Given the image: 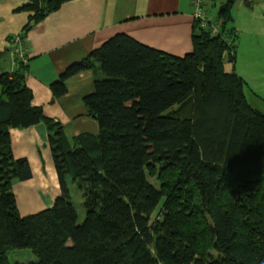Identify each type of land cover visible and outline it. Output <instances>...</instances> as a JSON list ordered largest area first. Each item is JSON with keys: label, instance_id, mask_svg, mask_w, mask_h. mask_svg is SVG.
I'll return each instance as SVG.
<instances>
[{"label": "trees", "instance_id": "obj_1", "mask_svg": "<svg viewBox=\"0 0 264 264\" xmlns=\"http://www.w3.org/2000/svg\"><path fill=\"white\" fill-rule=\"evenodd\" d=\"M65 1L13 8L27 21L6 39L26 60L14 57L15 68L0 72V264H264V111L224 67L236 56L233 0L215 16V34L193 20L183 56L117 33L70 64L51 91L62 96L67 80L91 71L83 103L98 125L73 136L33 105L25 83V38ZM40 122L60 192L50 207L21 215L13 182L32 175L28 160L14 157L9 129ZM24 249L35 259L9 260Z\"/></svg>", "mask_w": 264, "mask_h": 264}, {"label": "crops", "instance_id": "obj_2", "mask_svg": "<svg viewBox=\"0 0 264 264\" xmlns=\"http://www.w3.org/2000/svg\"><path fill=\"white\" fill-rule=\"evenodd\" d=\"M22 1L0 0V23L6 25L0 27V50L9 49L0 56V72L11 71L16 66L11 44L6 38L18 33L27 21L25 11H13ZM193 11L192 0L65 1L58 10L33 25L25 38V83L31 89L33 105L41 106L46 116L59 121L67 136L96 133L98 125L87 115L83 103V97L93 89L92 72H82L67 80V91L59 97L53 95L50 84L70 64L82 60L117 33L128 34L142 44L183 56L192 49ZM15 17H19L21 25L12 28ZM9 136L14 157H25L31 168V178L22 182L37 177L42 184L36 197L38 201L48 190L43 168L51 166V162L54 166L46 126L40 122L26 128H10ZM56 191L45 195L46 199L49 200Z\"/></svg>", "mask_w": 264, "mask_h": 264}, {"label": "rangeland", "instance_id": "obj_3", "mask_svg": "<svg viewBox=\"0 0 264 264\" xmlns=\"http://www.w3.org/2000/svg\"><path fill=\"white\" fill-rule=\"evenodd\" d=\"M226 1L203 0V10L205 13L207 12L206 15L210 13V16L214 18ZM230 11L233 17L232 23L237 33V47L235 62L225 61L224 67L227 71H234L242 76L249 102L264 111V0H233ZM21 12L24 11L17 13ZM7 17L8 15H6L4 22H6ZM12 22V28L16 25H21L19 17H15ZM216 23L220 24V20L216 21ZM3 24L1 22L0 27L4 28L6 26ZM7 29L8 27L5 28V31ZM43 171L46 174V182L44 184L48 190L44 192L38 201L36 197L42 184L38 182L37 177L27 183L17 180L13 182L12 189L13 193H16L15 198L17 196L16 202L18 209L20 206L19 212L21 215L36 213L50 207L56 195L59 194L57 175L52 162L51 166L48 165L47 167L45 165ZM153 180L154 178H151V181ZM53 190L57 191L47 200L45 195L50 194ZM73 192L78 191L73 189ZM73 201L78 211L79 219L82 220L85 210L78 193L74 194ZM8 258L11 262L15 260L26 262L31 259L34 260L35 256L30 250L24 249L22 251H9Z\"/></svg>", "mask_w": 264, "mask_h": 264}, {"label": "built area", "instance_id": "obj_4", "mask_svg": "<svg viewBox=\"0 0 264 264\" xmlns=\"http://www.w3.org/2000/svg\"><path fill=\"white\" fill-rule=\"evenodd\" d=\"M202 3L203 0H192V4L194 6L193 20H196L200 27L209 28V31L215 34L218 30V24L216 23V19L206 15V13L203 11ZM17 41L18 37L16 38V42ZM17 45V53H13V57H17L21 60L24 58L22 61L25 62L26 59L24 54L26 52L21 44Z\"/></svg>", "mask_w": 264, "mask_h": 264}]
</instances>
